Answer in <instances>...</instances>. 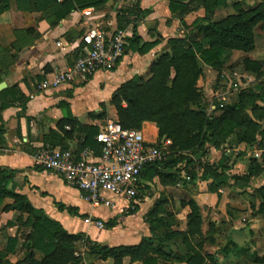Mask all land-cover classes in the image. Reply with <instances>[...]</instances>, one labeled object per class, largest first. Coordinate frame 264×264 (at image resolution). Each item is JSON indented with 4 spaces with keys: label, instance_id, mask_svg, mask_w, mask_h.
I'll return each instance as SVG.
<instances>
[{
    "label": "crops",
    "instance_id": "obj_1",
    "mask_svg": "<svg viewBox=\"0 0 264 264\" xmlns=\"http://www.w3.org/2000/svg\"><path fill=\"white\" fill-rule=\"evenodd\" d=\"M170 1L108 0L100 7L91 8V22L94 25L110 31H126V47L133 37L132 25L128 23L133 20L130 13L135 6L147 11V17L136 28V35L140 37L141 44L156 42V45L143 56L132 52L123 54L114 70L97 72L85 82L71 80L57 87L42 89L45 81H52L53 75L67 71L76 59L85 21L81 16L83 10H72L59 19L62 5L74 0H55L46 7L44 2L36 3L35 0H0V85H4L0 91V170L14 173L13 192L25 196L34 210L42 211L68 235L86 238L109 248L137 247L143 239L152 237L148 223L143 220L147 212L145 204L138 202L139 211L134 216L122 214L121 208L126 206L124 202H119V207L100 211L103 206H92L84 194L67 186L57 173L35 167L33 156L47 149L69 151L76 156L94 150L87 145L94 143V138L92 136L90 142L88 138L111 116L116 118L111 105L116 91L134 77L142 78L149 74L151 65L159 57L171 54L170 41L184 39L192 29L195 22V17H192L198 12L187 14L185 26H182L169 8ZM203 68L207 67H202L204 71ZM207 96L210 100H217L218 105L214 110L221 113L217 107L226 106L225 99H217L218 95L214 92ZM66 118L71 124L62 128L60 123ZM147 129L155 132L152 143L157 142L155 124L144 123L140 129L142 135ZM222 150V146L219 149L209 147L206 163L217 164ZM252 160L257 159L254 157ZM201 174L196 173L198 178L190 184L193 192L189 199L199 209L204 237L215 240L208 231L204 232L205 222L210 214L212 218L208 221V229L213 231L218 228L216 212L223 217L229 204L228 200L224 201L222 189L232 185L233 181L218 189L219 200L216 194L208 190L211 180H200ZM233 174L230 176L238 179L246 176V173ZM155 180L160 184L158 178H153L143 181V185ZM14 204L15 201L9 197L0 204V258L9 264L25 261L27 246L31 245L28 238L37 235L33 228V217L27 211L13 209ZM181 210L186 212L185 229L181 230L185 232L189 209ZM204 212L208 216H204ZM86 217H93L104 224L113 220L114 226L97 230L84 224ZM176 223L174 219V225ZM44 257V254L34 250L33 260L26 264H40ZM75 257L81 258L78 264H114L112 260L101 261L88 255L82 241L75 245ZM160 262L184 264L161 260L158 264ZM123 264L141 263L124 259Z\"/></svg>",
    "mask_w": 264,
    "mask_h": 264
},
{
    "label": "trees",
    "instance_id": "obj_2",
    "mask_svg": "<svg viewBox=\"0 0 264 264\" xmlns=\"http://www.w3.org/2000/svg\"><path fill=\"white\" fill-rule=\"evenodd\" d=\"M54 1L35 0L36 3L44 2V7ZM107 1L65 2L60 8L58 18H64L72 10L100 7ZM186 1L188 0H171L169 6L182 26H185L184 19L187 14L202 7L213 11L218 0H189L188 3H184ZM212 14L213 12H210L205 24L194 22L184 39L170 41L171 54L162 55L151 65L150 77L147 80L134 77L123 84L111 98L116 119L123 129L140 130L144 123H152L158 130L157 145L163 139L171 141L169 152L171 155L172 151L175 156L146 167L140 176L142 182L158 178L163 186L185 184L182 177L185 166L191 165L194 168L195 161L203 160L208 154L209 147L219 149L231 135L236 136L238 143L248 147L256 142V135L259 133L256 123L248 114V108L257 109V101L264 103V85L262 88L261 85H257L250 104L240 94L234 104L217 107L221 115L215 117L207 115L200 107L199 99L202 94L198 91L196 83L202 74V65L220 70L228 62L233 51L244 53L253 51V28L264 19V10L260 8L248 14L230 15L217 22L212 21ZM147 15V11H142L137 6L130 13L133 20L128 23L132 25L133 37L128 40L124 55L132 52L143 56L156 45V42L141 44L140 37L136 35L139 22ZM67 124H71L68 118L60 123L62 128ZM98 131L90 133L89 142L92 136L95 138ZM94 143L87 145L98 154L99 147L95 140ZM252 163L244 180L250 179L254 174L253 166L256 161L252 160ZM227 165V161L223 159L213 165L205 162L199 177L202 181L211 180L208 190L216 194L218 199L220 198L218 189L228 184L224 176V172L228 170ZM186 175L190 183L198 178L196 173ZM13 177L14 173L0 170V204L4 198H12L15 201L13 209L27 211L33 217V228L37 234L28 238L31 245L27 246L28 256L25 261L16 264L31 262L34 250L45 256L40 264H78L81 261V258L75 257V245L78 241H82L88 255L101 261L112 260L114 264H123L124 259L141 264H158L160 260L206 264L205 260L211 259L209 255H203L202 251L206 244H213L215 241L204 237L199 209L191 199L180 202L181 208L189 209L185 232L173 229L170 221L173 217L165 211L166 201L162 200L148 213L149 216L154 215L150 221L147 220L152 233L151 238L143 239L137 247L109 248L86 238L68 235L58 223L45 216L42 211L34 210L25 196L13 192L15 187ZM139 194L135 199L136 203L132 204L133 208H129L125 216H134L139 211L137 200L141 198V188ZM158 210H163L164 215L162 213L158 215ZM257 213L264 217V203L259 206ZM113 226V220L105 223L106 228L110 229ZM158 230L162 233H157ZM178 241L186 248L184 257L172 249ZM228 244L230 249L228 246L221 250L224 257L236 254L240 249L231 240ZM0 264L9 263L2 262L0 258Z\"/></svg>",
    "mask_w": 264,
    "mask_h": 264
},
{
    "label": "rangeland",
    "instance_id": "obj_3",
    "mask_svg": "<svg viewBox=\"0 0 264 264\" xmlns=\"http://www.w3.org/2000/svg\"><path fill=\"white\" fill-rule=\"evenodd\" d=\"M260 8L264 10V0H218L217 7L213 11L202 7L192 18L195 17L193 21L199 24H205L210 12H213L212 21H217L230 15L252 13ZM253 40V51L249 53L233 51L228 62L220 70L207 66L206 69L203 68L204 71L202 70L196 87L202 94L201 99H199L200 107L206 111L207 115L215 117L221 115L220 112L214 110L218 105L217 100L215 98L210 100L207 96L210 92L217 94V99H225V104L222 102L224 105L234 104L240 94L250 104L257 85L263 87L264 19L253 28ZM246 61L247 63H245ZM144 76L140 79L147 80L150 77L149 74ZM256 103L258 105L257 109L251 110L248 108V114L256 123V129L259 133L256 135L255 144L248 147L245 144L238 143L236 136L231 135L221 145L223 150L219 154L217 163L221 159L227 161L229 170L225 172L224 176L228 183L233 181V184L222 189L224 192L222 196L226 199L224 201L228 200L229 204L223 217L220 216V212H216L217 219L215 223H217V229L213 231L208 229L207 224L212 217L204 212V216H208L204 232L208 231L209 236L214 237L216 240L213 244H206L202 251L203 255L211 257V259L207 258L205 260L206 264H264V218L257 213L259 206L264 203V103L260 101ZM110 118L116 119L113 116ZM143 136L147 142L152 143L155 141V132L152 129H147ZM174 156L171 151V155L166 159L169 160ZM254 157L257 160H255V166H253L254 174L250 179L235 180L230 176L232 173H235L233 175L244 173L247 175L248 169L252 167ZM205 162L206 159L204 158L201 161H195L194 165L196 166L194 168L191 165L185 166V171L182 172L185 184L181 183L175 188H164L157 180L142 185L141 198L137 200V203L145 204L147 208L143 220L150 221L154 215L149 216L148 213L157 202L165 200L164 209L173 217L170 221L174 230H184L186 212L181 210L180 202L189 200L193 192V187L190 185L186 173H202ZM129 208L131 206L123 209L122 214H126ZM140 208L142 210L143 205ZM105 209V207H100V211ZM161 213L164 215L163 210H158V215ZM213 217L215 218L214 215ZM174 219L177 221L175 225ZM157 233H162V231L158 230ZM230 240L240 248L239 252L224 257L221 250L229 246L228 241ZM228 248L230 249V246ZM172 249L183 257L186 253V248L181 241H178Z\"/></svg>",
    "mask_w": 264,
    "mask_h": 264
},
{
    "label": "built area",
    "instance_id": "obj_4",
    "mask_svg": "<svg viewBox=\"0 0 264 264\" xmlns=\"http://www.w3.org/2000/svg\"><path fill=\"white\" fill-rule=\"evenodd\" d=\"M92 14L91 8L81 12L85 21L79 52L72 66L53 75L52 81H45L42 89L71 80L85 82L97 72H110L117 67L127 46V33L123 29L110 31L94 25ZM94 140L99 147L98 154L89 150L76 156L69 151L47 149L33 156L34 166L57 173L67 186L84 194L94 207L111 209L124 202V208H133L143 185L141 173L170 155L171 141L164 139L158 145L149 143L140 130L123 129L117 119H107ZM83 222L97 230L105 229V224L93 217H86Z\"/></svg>",
    "mask_w": 264,
    "mask_h": 264
},
{
    "label": "water",
    "instance_id": "obj_5",
    "mask_svg": "<svg viewBox=\"0 0 264 264\" xmlns=\"http://www.w3.org/2000/svg\"><path fill=\"white\" fill-rule=\"evenodd\" d=\"M4 88V85L3 84H1L0 85V91H1V89H3ZM164 140V139H163Z\"/></svg>",
    "mask_w": 264,
    "mask_h": 264
}]
</instances>
